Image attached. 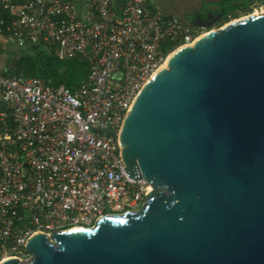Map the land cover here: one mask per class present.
I'll return each mask as SVG.
<instances>
[{
  "label": "water",
  "instance_id": "95a60500",
  "mask_svg": "<svg viewBox=\"0 0 264 264\" xmlns=\"http://www.w3.org/2000/svg\"><path fill=\"white\" fill-rule=\"evenodd\" d=\"M166 59L118 131L128 178L151 186L140 208L36 233L30 260L0 264H264V11Z\"/></svg>",
  "mask_w": 264,
  "mask_h": 264
},
{
  "label": "built area",
  "instance_id": "2783aa9c",
  "mask_svg": "<svg viewBox=\"0 0 264 264\" xmlns=\"http://www.w3.org/2000/svg\"><path fill=\"white\" fill-rule=\"evenodd\" d=\"M155 1L0 0V52L38 48L88 67L73 91L0 72V263L30 260L36 233L92 227L142 205L151 186L128 178L119 128L168 53L208 30Z\"/></svg>",
  "mask_w": 264,
  "mask_h": 264
},
{
  "label": "trees",
  "instance_id": "16d2710c",
  "mask_svg": "<svg viewBox=\"0 0 264 264\" xmlns=\"http://www.w3.org/2000/svg\"><path fill=\"white\" fill-rule=\"evenodd\" d=\"M21 1L13 2L20 3ZM224 1L230 4L235 0ZM5 14H7V10L2 9L0 5V16ZM8 59V65L3 70L4 74L35 76L49 84H64L72 91L85 80L88 73L87 64L79 57L60 59L55 54L38 48L22 51L19 55L8 57ZM62 67L66 69L60 73Z\"/></svg>",
  "mask_w": 264,
  "mask_h": 264
},
{
  "label": "flooded vegetation",
  "instance_id": "af4514ba",
  "mask_svg": "<svg viewBox=\"0 0 264 264\" xmlns=\"http://www.w3.org/2000/svg\"><path fill=\"white\" fill-rule=\"evenodd\" d=\"M222 1L203 0L192 13L186 15L187 21L198 16L196 22L210 23L205 26L209 31L213 26L221 27L232 19H241L257 8L263 7L261 11H264V0H235L230 4Z\"/></svg>",
  "mask_w": 264,
  "mask_h": 264
},
{
  "label": "crops",
  "instance_id": "0c3cea01",
  "mask_svg": "<svg viewBox=\"0 0 264 264\" xmlns=\"http://www.w3.org/2000/svg\"><path fill=\"white\" fill-rule=\"evenodd\" d=\"M8 1L9 2H13V1L16 2V1H20V0H8ZM122 1L123 0H116L117 3H121ZM180 5L181 4L179 3V0H157L153 4V7L161 10L162 12H164L166 14L176 15L180 18H185L186 15L192 13L194 11V9H196L198 6V5H195L192 8L185 9L187 7L184 8L183 5L182 6H180ZM12 47H13L12 44H8V45L6 44V46L0 52V72H2V73H3V70H5V68L8 65V63H7L9 61L8 57L16 56L18 54V52L21 53L22 51H27V50H16L15 49V50L10 51L9 55L6 54V56H5L4 55L5 51L9 48H12Z\"/></svg>",
  "mask_w": 264,
  "mask_h": 264
},
{
  "label": "rangeland",
  "instance_id": "374dc122",
  "mask_svg": "<svg viewBox=\"0 0 264 264\" xmlns=\"http://www.w3.org/2000/svg\"><path fill=\"white\" fill-rule=\"evenodd\" d=\"M203 0H179V3L181 4L180 6H184V8L185 7H187V8H185V9H189V8H192L193 6H195V5H198L199 3H201ZM261 10H263V7H260V8H257V9H255V10H252V12H251V14L253 13H257V12H255V11H258V13L261 11ZM247 15V14H246ZM246 15H244V16H246ZM232 20H234V19H232ZM228 23V22H227ZM224 25V24H223ZM215 28H217V26H213L212 27V29H209L210 31L211 30H214ZM178 48V47H177ZM176 48V49H177ZM16 49V47L15 46H13L12 48H9V49H7L6 51H5V53H4V55L6 56V54L7 55H9L10 54V51H12V50H15ZM175 49H173L170 53H172L173 51H174ZM20 52H18V54H19ZM14 57V56H13ZM8 63V62H7ZM140 206H141V204H139V205H137V206H134L133 207V210H136V209H138V208H140Z\"/></svg>",
  "mask_w": 264,
  "mask_h": 264
},
{
  "label": "bare ground",
  "instance_id": "6f19581e",
  "mask_svg": "<svg viewBox=\"0 0 264 264\" xmlns=\"http://www.w3.org/2000/svg\"><path fill=\"white\" fill-rule=\"evenodd\" d=\"M255 12L258 13V11H255ZM257 13H254V14H257ZM211 31H212V30H211ZM208 32H210V30H209V31H208V30L204 31L203 34L200 35V36H203V35L207 34ZM200 36H199V37H200ZM186 45H191V44H186ZM186 45H184V46H186ZM182 46H183V45H182ZM182 46H179V47H182ZM179 47H178V48H179ZM176 48H177V47H176ZM176 48H174V49H176ZM172 50H173V49H172ZM172 50H171V51H172ZM171 51H170V52H171ZM170 52L168 53L167 57L170 56V54H171ZM167 57H166V58H167ZM166 60H167V59H166ZM165 64H166V62L163 64V66H164Z\"/></svg>",
  "mask_w": 264,
  "mask_h": 264
}]
</instances>
